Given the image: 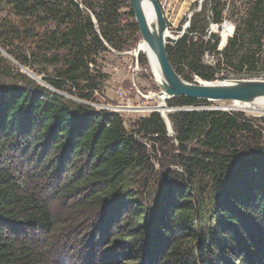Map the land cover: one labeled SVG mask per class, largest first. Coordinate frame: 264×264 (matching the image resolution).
Returning a JSON list of instances; mask_svg holds the SVG:
<instances>
[{
    "label": "trees",
    "instance_id": "1",
    "mask_svg": "<svg viewBox=\"0 0 264 264\" xmlns=\"http://www.w3.org/2000/svg\"><path fill=\"white\" fill-rule=\"evenodd\" d=\"M0 3L20 19L1 20L0 31L19 40L28 23L38 50L19 55L0 42L17 64L0 54V264H60L67 248L81 250L77 264H264L263 117L260 125L238 111H173L169 135L152 112L127 128L119 112L88 102L98 56L141 39L129 0ZM260 19L226 48L239 53L245 37L256 47L239 57L237 73L261 70ZM199 27L168 39V57L187 81H213L217 70L202 56L215 45L193 40ZM41 53L53 68L43 76L49 87L21 69L36 71ZM206 102L179 96L168 106ZM157 154L172 159L166 166Z\"/></svg>",
    "mask_w": 264,
    "mask_h": 264
},
{
    "label": "rangeland",
    "instance_id": "2",
    "mask_svg": "<svg viewBox=\"0 0 264 264\" xmlns=\"http://www.w3.org/2000/svg\"><path fill=\"white\" fill-rule=\"evenodd\" d=\"M167 3H169V1H167ZM124 10L126 11L129 9L125 8ZM258 13L261 19L256 21L254 26L256 31L264 32V22L262 20L264 17V3L262 2L261 13L260 10H256L252 12V16L248 14V17L242 15L238 18L240 28L235 33L234 37L238 33L245 31L247 27L246 22L250 20L255 14ZM128 18L132 20V16H128ZM185 18L186 17H184V19ZM5 19L8 20L15 19L16 21L17 20L20 21V19L14 15L13 9L10 7V5H7L5 3H0V22L1 20L4 21ZM196 22L199 23L200 29L198 33H196V35L192 34V38L194 41L203 43V41L205 42L203 27H204V23L206 22L201 14H197L195 15V17L192 18V24ZM27 24L28 23H25L23 25L22 23L21 26L22 29L19 40L16 39L12 41L11 39H9L8 35H6L3 31H0V42H4L9 50L12 51L14 50L19 55H22L23 53L30 54L31 50H33V52H37L38 50L36 49V46H34L31 43L32 41L28 39V36L30 35L32 29H28V28L24 29ZM29 26L31 27L30 24ZM259 26H261V28ZM0 30H2L1 27ZM178 31L179 33H181L182 28H173L170 30V32H168V34L169 36L170 35L176 36L179 35ZM187 32L188 31L180 34V36L176 38V40L181 38ZM212 35L215 36H212V39H210L209 41L210 43L216 45L217 42L213 40L214 39L216 40L218 36L217 34H212ZM169 36L167 37V42L168 39L169 40L173 39V38H169ZM261 41H262L261 50L256 52L259 54L260 56L259 58L262 60V57H264V38H262ZM242 42L244 44V47H242V50L237 54H235L234 52L235 49L234 47H232L231 51H227L226 50L227 47H226L223 52L218 51L216 48L213 51L214 54H210L211 56L214 57V60H216L215 64L210 58L204 60L202 56L203 64L212 66L217 70L215 73V79L213 81H228L232 78H235L236 75L241 76L242 74H246V72L237 73L234 64L238 61L239 57L242 54L246 52L251 54L256 50V47L250 42V40L247 37H245V41ZM30 45L31 47H29ZM0 54L2 57L8 58L11 62H13L14 65L16 64V61L14 60L13 56L8 54L7 51L3 50L1 47H0ZM137 54L138 52L136 53L135 47L127 48L124 50H116L110 47L108 51L102 52L97 58L98 67L95 66L93 67L96 72L99 71L101 74L99 86L98 89L94 92L93 101L88 102L90 105L100 110L119 112L123 116L127 128H130L132 123L138 118L149 116L152 112H159L162 118L165 120V122H167L166 119L163 117V114L159 108V105L162 103V101L160 100V98L153 95V94H160L161 92L160 84L157 82L156 78L154 77L151 71L147 56L144 53H140L138 55ZM141 54L146 60L145 64L139 59ZM32 62L34 63L35 66L34 68H36V71H33L32 69H29L27 67H21L22 71L34 77L39 83L49 87V85L46 84L45 81L43 80V76L52 74L53 68L50 67L46 69V64H47L46 54L41 53L40 56L36 57V59H33ZM263 64L264 62L259 68L261 70L255 73L257 74L264 73ZM200 80H202L201 77L199 78L196 75L195 76L193 75L192 81L189 82L194 83ZM168 100L169 99L167 98L165 99L166 106H168ZM233 104L234 103L232 101H208L206 103H202L201 105H199V107L206 108L205 110L243 112L246 116L257 118L258 121H256V123L261 125V117L264 118V113H254L244 109H238L236 107L233 108ZM168 107L170 113L173 111L174 112L182 111L179 109L173 110L171 109L170 106ZM166 124L168 126L169 135H173L174 131L171 126V122L170 123L167 122ZM263 142H264V138H263ZM157 155L159 156L160 160L165 159L166 166L172 159V157L164 158V156L161 154L160 155L157 154ZM154 161L156 163L155 166L159 167L158 160L154 159ZM75 213L77 212L71 210L68 211V216L66 217V219L68 218L73 219ZM259 221H262L264 223V218ZM81 232L83 233L86 232L85 228H82ZM34 234L35 236H40L42 234V231L41 232L35 231ZM66 250L69 255L64 254L61 257L60 264H77L76 259L78 257V252H80L81 250H77L75 253H73V255H71V253L74 251V249H72L71 251L70 248H67ZM127 252H129V250H127ZM106 255H110V253H106ZM51 264L53 263L51 262Z\"/></svg>",
    "mask_w": 264,
    "mask_h": 264
},
{
    "label": "water",
    "instance_id": "3",
    "mask_svg": "<svg viewBox=\"0 0 264 264\" xmlns=\"http://www.w3.org/2000/svg\"><path fill=\"white\" fill-rule=\"evenodd\" d=\"M146 0H129L135 14L141 37L152 47L163 77L161 93L167 99L186 96L207 101L253 102L264 98V73L236 75L230 81H206L191 83L174 69L167 53V21L159 0H148L156 22H153L144 8ZM138 55V54H137ZM205 110L201 107H183L173 110ZM240 109V108H238Z\"/></svg>",
    "mask_w": 264,
    "mask_h": 264
},
{
    "label": "built area",
    "instance_id": "4",
    "mask_svg": "<svg viewBox=\"0 0 264 264\" xmlns=\"http://www.w3.org/2000/svg\"><path fill=\"white\" fill-rule=\"evenodd\" d=\"M159 2L167 21V33L173 28H182L181 33L178 31L179 35L168 34L169 38H173L171 41H176L180 34L188 31L192 26V18L201 14L206 22L203 27L206 46L212 36H215L212 34H217L218 37L213 40L217 42L215 49L223 52L240 28L238 18L242 15L248 17V14L252 16V12L256 10H260L261 13V4L264 0H159ZM210 54L214 53L205 47L203 59L210 58L215 64L216 60Z\"/></svg>",
    "mask_w": 264,
    "mask_h": 264
},
{
    "label": "bare ground",
    "instance_id": "5",
    "mask_svg": "<svg viewBox=\"0 0 264 264\" xmlns=\"http://www.w3.org/2000/svg\"><path fill=\"white\" fill-rule=\"evenodd\" d=\"M143 5H144V8H145L147 14L149 15V18L153 22H156V20L154 18L153 11H152V6L150 5V2L148 0H146V1H144ZM225 42H226V38L224 37L223 43H225ZM135 48H136V53L137 52H138V54L144 53L147 56L149 66L151 68V71H152L154 77L156 78V80L159 84H162L163 83V77H162L160 67H159V64L156 60L154 50L152 49V47L143 38H141L140 41L136 44ZM228 81H230V80H228ZM198 82L199 83H205L206 81L202 79ZM153 95L160 98V100L162 101V103L159 105V108L163 114V117L166 119V121L168 123H170V119H169L170 111L168 110L169 107L166 106V103H165L166 95L164 93H161V92H160V94H153ZM232 102L234 103L233 108L236 107V108L244 109V110L254 112V113H264V98H259L253 102H248V103L240 102V101H232ZM171 109H175V108H171Z\"/></svg>",
    "mask_w": 264,
    "mask_h": 264
}]
</instances>
